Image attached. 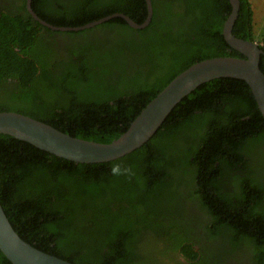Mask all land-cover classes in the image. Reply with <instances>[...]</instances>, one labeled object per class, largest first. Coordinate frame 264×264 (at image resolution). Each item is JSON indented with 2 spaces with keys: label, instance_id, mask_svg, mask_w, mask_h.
<instances>
[{
  "label": "trees",
  "instance_id": "1",
  "mask_svg": "<svg viewBox=\"0 0 264 264\" xmlns=\"http://www.w3.org/2000/svg\"><path fill=\"white\" fill-rule=\"evenodd\" d=\"M141 28L121 16L53 30L19 0L0 13V111L110 143L196 62L245 55L224 25L230 0H151ZM57 26L114 13L138 23L146 0H32ZM237 37L258 41L240 0ZM12 78L11 90L3 86ZM4 87V88H3ZM3 88V89H2ZM114 165L134 175L113 176ZM0 201L16 231L74 264H264V115L247 81L219 77L186 95L155 134L110 161L76 162L0 134ZM235 256V257H234ZM0 264H13L0 249Z\"/></svg>",
  "mask_w": 264,
  "mask_h": 264
},
{
  "label": "water",
  "instance_id": "2",
  "mask_svg": "<svg viewBox=\"0 0 264 264\" xmlns=\"http://www.w3.org/2000/svg\"><path fill=\"white\" fill-rule=\"evenodd\" d=\"M148 17L138 23L129 15L114 13L81 26H57L41 18L27 0V9L41 24L53 30H82L113 17L125 18L133 27L146 26L153 15L151 0H146ZM233 9L225 22L224 35L230 45L245 57L218 56L194 63L178 74L142 112L120 137L101 143L74 137L44 121L16 111H0V134L6 133L34 146L76 162H104L114 160L148 141L165 121L169 113L186 95L204 82L219 77L243 79L250 85L264 115V72L260 67L263 50L258 42L237 37L233 26L240 9V0H230ZM0 249L13 264H74L47 253L23 239L16 231L0 201Z\"/></svg>",
  "mask_w": 264,
  "mask_h": 264
},
{
  "label": "flooded vegetation",
  "instance_id": "3",
  "mask_svg": "<svg viewBox=\"0 0 264 264\" xmlns=\"http://www.w3.org/2000/svg\"><path fill=\"white\" fill-rule=\"evenodd\" d=\"M19 2V0H0V13L1 12H5V11H12L15 9L17 5V3ZM26 7H27V0H26ZM28 10V9H27ZM234 33V32H233ZM227 40V39H226ZM228 42V41H227ZM228 44L230 45V43L228 42ZM231 46V45H230ZM232 47V46H231ZM233 48V47H232ZM235 49V48H233ZM236 50V49H235ZM238 51V50H237ZM14 82H16V79H14ZM14 82L12 80V78H9L7 80L4 81V83L2 84L3 86H7L8 89L11 88V90L14 87ZM4 88V87H3ZM2 88V89H3ZM1 92V91H0ZM250 251L246 250L244 251V253L242 252V255H240L239 257L242 258L241 261H236L237 258H228L226 264H253V260L250 257Z\"/></svg>",
  "mask_w": 264,
  "mask_h": 264
},
{
  "label": "rangeland",
  "instance_id": "4",
  "mask_svg": "<svg viewBox=\"0 0 264 264\" xmlns=\"http://www.w3.org/2000/svg\"><path fill=\"white\" fill-rule=\"evenodd\" d=\"M249 1L254 11V33L258 38H264V0Z\"/></svg>",
  "mask_w": 264,
  "mask_h": 264
},
{
  "label": "clouds",
  "instance_id": "5",
  "mask_svg": "<svg viewBox=\"0 0 264 264\" xmlns=\"http://www.w3.org/2000/svg\"><path fill=\"white\" fill-rule=\"evenodd\" d=\"M111 174L113 176H128L129 178L134 175V172L131 167H122L120 165H114L111 169Z\"/></svg>",
  "mask_w": 264,
  "mask_h": 264
}]
</instances>
